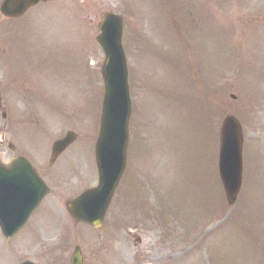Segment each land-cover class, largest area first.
Returning a JSON list of instances; mask_svg holds the SVG:
<instances>
[{
    "label": "rangeland",
    "instance_id": "1",
    "mask_svg": "<svg viewBox=\"0 0 264 264\" xmlns=\"http://www.w3.org/2000/svg\"><path fill=\"white\" fill-rule=\"evenodd\" d=\"M107 11L125 19L133 98L131 167L111 212L124 215L128 232L134 217L145 222L140 245L123 234L106 240L105 227L75 223L65 206L98 184L93 141L105 55L96 35ZM28 12L7 34L2 22L0 36L2 58L29 97H38L43 130H28V140L47 161L69 129L78 139L47 171L62 181L31 220L41 236L31 237V225L13 243L0 235V264H20L16 248L42 257V249L57 254L69 243L64 255L80 245L92 264L96 249L102 264H264V0H47ZM7 48L19 53L8 56ZM229 113L243 123L246 155L232 206L218 171L219 132ZM51 226V235H68L49 243L43 236H51Z\"/></svg>",
    "mask_w": 264,
    "mask_h": 264
},
{
    "label": "water",
    "instance_id": "2",
    "mask_svg": "<svg viewBox=\"0 0 264 264\" xmlns=\"http://www.w3.org/2000/svg\"><path fill=\"white\" fill-rule=\"evenodd\" d=\"M39 1L5 0L1 9L8 16H20L28 7ZM122 34V18L107 12L106 19L101 25V34L97 37L107 54V60L103 68L106 95L101 134L98 142L100 150L97 151L101 186L96 192H86L77 201L68 205L70 210L77 214L79 218L95 225L101 224L126 165L131 99L125 52L122 46ZM73 139V133H69L65 139L56 141L54 146L55 156L59 155ZM242 145L241 124L234 116H227L222 128L220 172L230 203L236 201L242 183ZM45 193L46 189L44 187L43 194ZM80 263V252L77 248L73 264Z\"/></svg>",
    "mask_w": 264,
    "mask_h": 264
},
{
    "label": "flooded vegetation",
    "instance_id": "3",
    "mask_svg": "<svg viewBox=\"0 0 264 264\" xmlns=\"http://www.w3.org/2000/svg\"><path fill=\"white\" fill-rule=\"evenodd\" d=\"M10 91H12L13 98L17 96L26 95L22 82L18 85L13 80H5L3 87L0 86V94L2 97V105H0V162L9 165L13 158L17 156H26L28 153V132H27V117L24 112L18 108L17 100L11 102ZM24 91V92H23ZM15 92V93H14ZM20 104L22 100L19 99ZM39 152H35V165L39 167L37 159ZM5 162V163H4ZM33 236H40L39 232L33 233ZM43 257V256H42ZM43 260L42 258H39ZM69 256H53L50 264L60 261L61 264H67Z\"/></svg>",
    "mask_w": 264,
    "mask_h": 264
}]
</instances>
